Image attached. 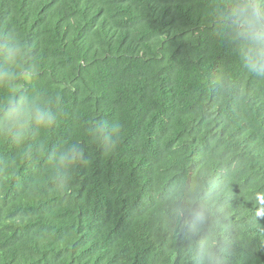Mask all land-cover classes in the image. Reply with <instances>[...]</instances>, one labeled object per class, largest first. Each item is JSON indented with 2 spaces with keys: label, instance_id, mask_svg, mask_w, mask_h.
I'll use <instances>...</instances> for the list:
<instances>
[{
  "label": "trees",
  "instance_id": "trees-1",
  "mask_svg": "<svg viewBox=\"0 0 264 264\" xmlns=\"http://www.w3.org/2000/svg\"><path fill=\"white\" fill-rule=\"evenodd\" d=\"M251 7L0 0V68L55 116L0 131V264H264Z\"/></svg>",
  "mask_w": 264,
  "mask_h": 264
},
{
  "label": "clouds",
  "instance_id": "clouds-1",
  "mask_svg": "<svg viewBox=\"0 0 264 264\" xmlns=\"http://www.w3.org/2000/svg\"><path fill=\"white\" fill-rule=\"evenodd\" d=\"M244 32L255 44L254 58L249 60L248 67L251 72L264 74V9L251 7L249 14L241 20ZM14 75L0 68V87L8 89V95L0 102V131L11 135L15 131V140L24 139L28 127L35 123L42 128L51 127L55 123V116L51 110L29 97L12 81ZM79 150L73 146L69 153L62 154L61 164L73 163Z\"/></svg>",
  "mask_w": 264,
  "mask_h": 264
}]
</instances>
